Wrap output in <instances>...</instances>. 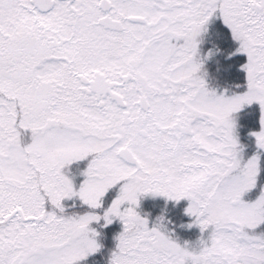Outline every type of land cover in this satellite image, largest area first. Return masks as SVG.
<instances>
[{"label": "snow or ice", "instance_id": "1", "mask_svg": "<svg viewBox=\"0 0 264 264\" xmlns=\"http://www.w3.org/2000/svg\"><path fill=\"white\" fill-rule=\"evenodd\" d=\"M0 264H264V0H0Z\"/></svg>", "mask_w": 264, "mask_h": 264}]
</instances>
